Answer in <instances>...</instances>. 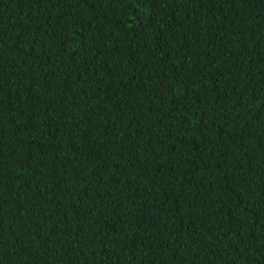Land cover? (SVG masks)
<instances>
[{"label":"trees","instance_id":"trees-1","mask_svg":"<svg viewBox=\"0 0 264 264\" xmlns=\"http://www.w3.org/2000/svg\"><path fill=\"white\" fill-rule=\"evenodd\" d=\"M0 264H264V0H0Z\"/></svg>","mask_w":264,"mask_h":264}]
</instances>
